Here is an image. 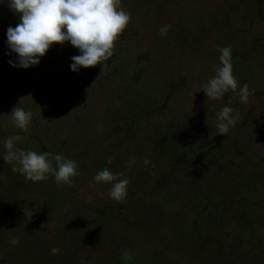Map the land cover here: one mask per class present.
<instances>
[{
  "label": "rangeland",
  "instance_id": "1",
  "mask_svg": "<svg viewBox=\"0 0 264 264\" xmlns=\"http://www.w3.org/2000/svg\"><path fill=\"white\" fill-rule=\"evenodd\" d=\"M121 6L132 18L113 56L73 72L71 58L80 53L70 43L52 46L37 66H11L17 57L7 29L20 17L0 3V157L7 137L20 135L15 147L62 155L79 172L70 185H58L51 173L32 182L0 159V264H264V0ZM229 46L234 76L254 93L247 103L231 91L216 101L202 92L220 63L218 49ZM18 104L32 113L26 132L11 121ZM224 106L239 119L220 136L216 114ZM165 154L180 168L173 171L169 159L157 164ZM218 159L226 161L224 174L213 168L222 167ZM195 165L205 176L178 189L175 178L185 181ZM106 166L129 181L122 202L109 198L111 185L94 186ZM203 179L208 201L225 200L236 255L220 254L228 241L221 233L207 245L199 220Z\"/></svg>",
  "mask_w": 264,
  "mask_h": 264
},
{
  "label": "clouds",
  "instance_id": "2",
  "mask_svg": "<svg viewBox=\"0 0 264 264\" xmlns=\"http://www.w3.org/2000/svg\"><path fill=\"white\" fill-rule=\"evenodd\" d=\"M7 2L10 11L18 14L20 22L15 28L7 29V47L17 60H9L13 67L28 69L37 66L42 57L54 45L70 43L79 51L71 58L70 69L79 72L101 65L114 54L115 44L131 22V13L121 6V0H0ZM169 26L159 29V35L166 37ZM221 53L215 75L202 85V92L207 100H220L229 91L239 96L240 103H247L253 92L245 83L240 87L233 74L231 47L218 49ZM239 91L237 92V90ZM234 109L224 106L216 114V128L220 136L227 135L230 127L235 126L239 116H233ZM12 124L21 131H27L32 120L31 111L15 106L10 114ZM20 135H11L5 140L6 149L0 159L15 165L13 172L19 173L26 180L40 182L47 179V174L54 175L58 185L72 184L79 175L77 164L62 155L37 153L15 147L21 141ZM55 161L53 167L52 161ZM134 160L128 161V167ZM144 165L152 164L147 158ZM124 173H115L108 166L93 177L94 186L111 185L108 196L116 202H122L127 196L129 181L123 179ZM103 195V193H101ZM25 215L33 216L34 210L24 208Z\"/></svg>",
  "mask_w": 264,
  "mask_h": 264
},
{
  "label": "flooded vegetation",
  "instance_id": "3",
  "mask_svg": "<svg viewBox=\"0 0 264 264\" xmlns=\"http://www.w3.org/2000/svg\"><path fill=\"white\" fill-rule=\"evenodd\" d=\"M207 145H210L209 142L207 143ZM184 146H186V145L185 144L181 145V147H184ZM204 149H205V146H204ZM207 149H209L208 146H207ZM207 149L203 153L207 152L208 151ZM182 151H184V150H182ZM84 152L85 153L83 155H86V154H88V155L87 156H82L81 155V158H82V161H83L82 166L87 168L88 163H90V161H91L90 160V158H91V155H90L91 154V148H87ZM196 152H198V150H194L193 153H196ZM165 155L167 156V154H165ZM204 155H209V154H204ZM166 156H163L162 158L157 157V159H160L157 162V164H160L162 159H169L168 156L167 157ZM84 159H88V160H86V162H84ZM218 160H221V161L216 162L215 165L216 166H222V167H213V168H215L217 170L218 169L222 170V174H224L225 173V169H226V167H224V166H226V161L224 159H218ZM170 161L173 163V171H174L175 168L176 169L180 168L179 165H177V166L175 165L176 161H174L173 159H171ZM157 164L154 165L156 167V169L160 166V165L158 166ZM195 167L196 168L193 167L191 169L192 174L189 173V175H188V177H187V179L185 181L181 180L180 178H178V179L175 178L178 181V185H177L178 189L183 190L184 189V185L186 186V185L190 184L191 182H193V181L188 182V180H189L188 178H194L195 174H196V177H197L198 174H199L198 176H201V175L205 176L206 170H205L204 166L199 168L197 165H195ZM202 168H203V170H202ZM151 169H153L152 165H151ZM200 170H202V171L199 172ZM179 177H181V175H179ZM195 180H196V178H195ZM211 183L214 184V182H211ZM139 184H142L141 181H139ZM204 184H205L204 179H203V183L202 184L197 183V187H199L198 189L200 190V193L202 192V194H203V190H204ZM223 191L224 190H223V187H222V192ZM225 191H227V190H225ZM180 193H179V195H180ZM218 193H220V191ZM178 197H179V199H181L180 196H178ZM202 205H204L205 208H201L200 209L199 220L203 221V224H204V228H205V231H204L205 235L204 236H207L206 238L208 239L207 245L209 244L211 246L212 245L213 236L215 234L221 233L222 236L225 235V237H227L228 241L223 240L224 243H222L220 245V249L226 248V250L220 252V254L224 255L227 252V250H228V252L225 255V258L227 256H230V255H236L238 253V249L239 248H237L236 246H234L233 243H231V239H230V235L231 234H230V231H228L230 218H229V213L226 212V210L228 208H225V200L224 199H220V200H217V202H210V201L207 200L206 196L203 194ZM207 207H208V209H207ZM202 218H203V220H202ZM199 220H197L196 222H198ZM6 232H8V231L6 230ZM231 251H234V252L231 253ZM79 257L82 258L81 256H79ZM80 260L82 261V259H80ZM235 260L237 261V264H240L238 259H235ZM246 264H254L252 258H248L246 260Z\"/></svg>",
  "mask_w": 264,
  "mask_h": 264
},
{
  "label": "trees",
  "instance_id": "4",
  "mask_svg": "<svg viewBox=\"0 0 264 264\" xmlns=\"http://www.w3.org/2000/svg\"><path fill=\"white\" fill-rule=\"evenodd\" d=\"M262 163V165L260 166V167H264V164H263V162H261Z\"/></svg>",
  "mask_w": 264,
  "mask_h": 264
}]
</instances>
